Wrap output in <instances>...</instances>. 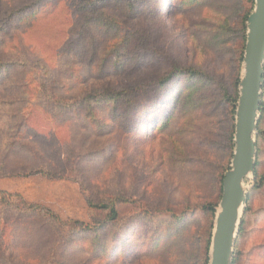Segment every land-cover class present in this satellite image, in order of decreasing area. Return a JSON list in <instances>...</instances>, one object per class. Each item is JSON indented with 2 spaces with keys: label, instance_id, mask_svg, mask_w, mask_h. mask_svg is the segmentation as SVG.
<instances>
[{
  "label": "rangeland",
  "instance_id": "rangeland-1",
  "mask_svg": "<svg viewBox=\"0 0 264 264\" xmlns=\"http://www.w3.org/2000/svg\"><path fill=\"white\" fill-rule=\"evenodd\" d=\"M253 5L0 0V163L5 155L9 166L40 164L52 174L5 178L0 264H204L207 250L209 260ZM180 70L198 77L170 82L168 92L188 97L169 125L160 117L149 130L131 124L135 105L159 103L162 80ZM157 109L154 115L168 114ZM22 116L29 134L10 155L12 139L1 128ZM255 140L257 177L246 180L234 264H264V85ZM115 199L122 202L117 221L106 224L104 249L93 231L69 242L79 228L106 220L86 200ZM25 204L44 206L58 221ZM126 223L122 237L112 238Z\"/></svg>",
  "mask_w": 264,
  "mask_h": 264
},
{
  "label": "water",
  "instance_id": "water-1",
  "mask_svg": "<svg viewBox=\"0 0 264 264\" xmlns=\"http://www.w3.org/2000/svg\"><path fill=\"white\" fill-rule=\"evenodd\" d=\"M246 21V42L235 108L234 149L221 182L215 212L208 264H231L240 219L246 203V180L256 161L257 121L264 85V0H253Z\"/></svg>",
  "mask_w": 264,
  "mask_h": 264
},
{
  "label": "trees",
  "instance_id": "trees-1",
  "mask_svg": "<svg viewBox=\"0 0 264 264\" xmlns=\"http://www.w3.org/2000/svg\"><path fill=\"white\" fill-rule=\"evenodd\" d=\"M246 17L247 16H245V20H246ZM181 75H185L186 78L188 77L190 79H196V77H198V74H196V72L192 71V70H186V71L180 70V71L171 72V74H169L167 77H165L162 80V82L159 86V87L163 88V91L165 90L164 91V93H165L164 98L159 103H158L159 99L156 97V98H153L154 101H152V102L148 101L145 103L142 102L139 105L136 104L135 107L133 108V111L131 114V124L139 121L140 122L139 125H142V126H144V129L148 128L147 130H149L153 126L154 121L160 117V122H161V124H163V127L168 126L170 121H171L170 117L171 116L173 117L178 111H180L182 109V107L185 104V101L188 97V96L187 97L184 96L183 94L177 95V93L174 94L171 91L168 92V87H169L170 82L173 79H176ZM112 102L114 104H116V99H112ZM235 102H236V100L234 101V103ZM167 106H169V107H167ZM165 107L171 108L170 109L171 111L168 113V111H167V109H165ZM157 108H162L163 110L165 109V112H167L169 115L168 114H163V115L160 114L157 116V113L154 115L153 112L155 110L159 111V109H157ZM233 112H234V107H233ZM14 118H16V119L19 118V115L17 117L14 116ZM20 119H22V120H20L19 122L16 121V124L11 126L10 129H9L8 124H5V126L3 128H1V129H4L3 132H5L7 135L9 133V137L12 139V141L9 144V149H8V151H9L8 154H10V155L11 154H13V155L18 154L16 152H14V148L17 146L19 141L24 140V136L29 134V132L27 130L28 124H27L25 118L22 116V117H20ZM257 126H258V121H257ZM134 127L138 128V125H135ZM11 129H13V132H11ZM34 137L38 138V139L40 138L39 135L38 136L34 135ZM26 147H28V146H26ZM31 152L33 153L30 155L32 157V160H35V161L41 160L42 156L39 153L35 152L33 149H31ZM6 158L7 157L5 155L2 156L3 163H0V178H9V177H14V176L15 177H30L33 175H40V176H44V177H50L51 176L52 177V174L45 171L43 165L31 164L30 166L27 165L26 167H20L17 165L9 166V164L6 162ZM254 175H255V177H257V173L255 172V170H254ZM262 179L264 180V177ZM0 193L3 194L4 192L0 191ZM116 201L122 202V200H120V199H115V200H112L110 202H106L104 204L95 205V204H92L90 201L86 200V203H87L89 208L98 209V210L104 212L106 220L102 224L101 223L98 224V226H85L84 228H79L80 229L79 230L80 232H78L79 234L78 235L72 234L71 238L69 239V242L70 243L71 242H77L80 240V238H83L81 233L93 231V232H95L94 233V235H95L94 242H96L99 245V247H102L104 249L105 244L108 242L107 241L108 238L104 239V233L106 232L108 227L110 225H112V224H110L106 228V224L108 222L115 223L117 221L118 211H117V202ZM25 206H26L25 208L27 209V211L30 213L31 212L33 213L34 211H38V212L43 213V214L45 213L47 216L54 217L53 219L58 221V218H56V216H54V214L52 212H50L49 209L45 208L42 205H33L32 206V205L25 204ZM209 211H210L211 218H213L214 208H211ZM141 219L145 220L146 218L145 219L141 218ZM179 221H181V220H179ZM67 223H69V222H67ZM73 223L79 224L82 226V223H78V222H73ZM131 224L132 223L123 224L112 238H117V239L121 238L123 232L126 231L128 226H130ZM211 224H212V221H211ZM240 225H241V223H240ZM240 225H239L237 238L241 234ZM211 228H212V225L210 226V231H209V235H208V239H207V249L209 246V240H210V236H211ZM99 231H103V233L100 234V236L97 235V232H99ZM100 251H101V249H100ZM206 254L207 255L205 256L204 264H208V250H207ZM234 263H235V260L232 259L231 264H234Z\"/></svg>",
  "mask_w": 264,
  "mask_h": 264
},
{
  "label": "crops",
  "instance_id": "crops-1",
  "mask_svg": "<svg viewBox=\"0 0 264 264\" xmlns=\"http://www.w3.org/2000/svg\"><path fill=\"white\" fill-rule=\"evenodd\" d=\"M6 183V179L5 178H0V188L4 185H6L5 184Z\"/></svg>",
  "mask_w": 264,
  "mask_h": 264
}]
</instances>
